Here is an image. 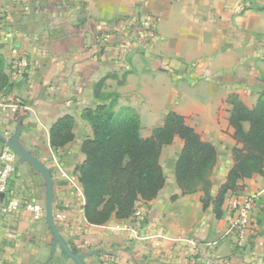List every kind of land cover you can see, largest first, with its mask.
<instances>
[{
	"label": "crops",
	"instance_id": "crops-1",
	"mask_svg": "<svg viewBox=\"0 0 264 264\" xmlns=\"http://www.w3.org/2000/svg\"><path fill=\"white\" fill-rule=\"evenodd\" d=\"M148 13L155 23L145 33ZM0 58L7 97L30 106L27 113L1 112L0 133L13 134L24 118L23 144L53 174L58 231L72 250L90 253L85 264H264L262 201L242 244L228 231L232 197L264 195V172L228 192L218 217L213 199L204 206L203 190L183 194L178 186L175 165L184 141L176 136L162 150L161 163L172 160L173 173L159 194L138 201L126 218L94 225L85 218L76 171L86 159L82 143L92 136L82 118L86 108L132 107L144 137L175 111L217 149L215 197L237 144L230 96L249 107L264 101V0H0ZM21 58L29 60L28 70L13 79L11 64ZM66 114L75 118V137L54 148L51 126ZM42 177L18 162L11 189L45 206ZM52 242L45 213L34 220L22 209L0 219V264H77L60 244L52 254Z\"/></svg>",
	"mask_w": 264,
	"mask_h": 264
},
{
	"label": "trees",
	"instance_id": "trees-1",
	"mask_svg": "<svg viewBox=\"0 0 264 264\" xmlns=\"http://www.w3.org/2000/svg\"><path fill=\"white\" fill-rule=\"evenodd\" d=\"M9 87L8 77L0 70V92ZM230 103L229 122L237 141L233 148L234 164L215 197L210 190L217 149L202 139L184 116L169 111L163 126L144 137L141 118L132 107L116 111L112 103H102L86 108L82 118L90 123L92 136L82 143L86 159L76 171L85 197L83 210L87 221L101 225L113 215L126 218L134 212L138 201L154 199L167 181L160 160L162 150L176 136L184 141L175 165L178 186L183 194L203 190L204 206L213 199L215 212L221 217L226 194L238 189L241 180L264 172V101L249 107L238 96L231 95ZM74 124L75 118L70 114L58 118L50 129L51 146L59 148L71 142L75 137Z\"/></svg>",
	"mask_w": 264,
	"mask_h": 264
},
{
	"label": "built area",
	"instance_id": "built-area-1",
	"mask_svg": "<svg viewBox=\"0 0 264 264\" xmlns=\"http://www.w3.org/2000/svg\"><path fill=\"white\" fill-rule=\"evenodd\" d=\"M154 21L153 14L148 13L144 16L142 27L145 33L153 30ZM29 64L26 58L14 60L11 64V77L13 79L22 77L28 70ZM29 110L30 106L27 103L20 99H9L5 92H0V113L9 116L20 112L27 113ZM18 162L19 158L14 151L5 146L0 148V194L4 196V201L0 202V219L24 209L32 214L34 220H39L45 213V206L36 201L32 194L19 196L11 189ZM259 201H262L264 212L262 192L232 197L228 231L235 234L239 245L243 243L246 234L252 228L253 209ZM136 213L139 214L138 211Z\"/></svg>",
	"mask_w": 264,
	"mask_h": 264
},
{
	"label": "water",
	"instance_id": "water-1",
	"mask_svg": "<svg viewBox=\"0 0 264 264\" xmlns=\"http://www.w3.org/2000/svg\"><path fill=\"white\" fill-rule=\"evenodd\" d=\"M24 118H21L16 126L15 132L11 135L0 133V141L5 147L14 151L19 162L26 163L31 166L37 173H40L44 178L46 187V204L45 216L53 235L52 254L55 251L56 245L60 244L65 252L76 261L77 264H85L84 257L90 253H77L68 245L64 238L60 235L54 214V178L50 168H48L40 159H38L30 150H28L21 140L22 131L24 128Z\"/></svg>",
	"mask_w": 264,
	"mask_h": 264
},
{
	"label": "rangeland",
	"instance_id": "rangeland-1",
	"mask_svg": "<svg viewBox=\"0 0 264 264\" xmlns=\"http://www.w3.org/2000/svg\"><path fill=\"white\" fill-rule=\"evenodd\" d=\"M163 166H164V170H165L167 178H171L172 173H173L172 172V160L165 159V161H163ZM214 180L217 181V178H215Z\"/></svg>",
	"mask_w": 264,
	"mask_h": 264
}]
</instances>
